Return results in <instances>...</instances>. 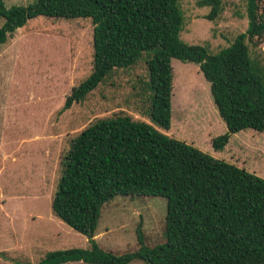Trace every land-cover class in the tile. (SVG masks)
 <instances>
[{
  "label": "trees",
  "instance_id": "trees-1",
  "mask_svg": "<svg viewBox=\"0 0 264 264\" xmlns=\"http://www.w3.org/2000/svg\"><path fill=\"white\" fill-rule=\"evenodd\" d=\"M247 29L210 54L180 39V0H36L7 8L0 0V46L35 18L87 19L93 68L72 88L60 112L86 100L111 77L146 56L150 123L123 114L95 120L68 141L51 198L55 218L85 236L87 249L52 251L37 264H264V179L162 131L171 125L172 60L198 66L226 132L211 140L222 152L232 135L264 133V63L251 47L264 42V0H242ZM215 22L223 0H196ZM166 200L165 241L121 255L94 239L103 207L116 197ZM31 264V263H27Z\"/></svg>",
  "mask_w": 264,
  "mask_h": 264
},
{
  "label": "rangeland",
  "instance_id": "rangeland-1",
  "mask_svg": "<svg viewBox=\"0 0 264 264\" xmlns=\"http://www.w3.org/2000/svg\"><path fill=\"white\" fill-rule=\"evenodd\" d=\"M35 1L3 0L7 8ZM223 2L222 16L210 22L204 19L208 8L180 0L185 19L180 39L210 54L230 46L246 31L247 19L242 0ZM251 52L264 63V42ZM146 56L115 70L84 102L61 113L72 88L92 72L91 22L38 17L0 46V264H37L49 252L90 246L51 212L59 162L68 141L97 119L123 113L150 123ZM171 65V125L162 133L264 179V133L239 132L222 152H214L211 140L227 129L210 86L197 65L178 60ZM165 214L163 198L118 196L103 207L94 239L121 255L138 249L140 228L148 246L162 244Z\"/></svg>",
  "mask_w": 264,
  "mask_h": 264
}]
</instances>
